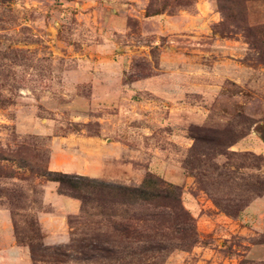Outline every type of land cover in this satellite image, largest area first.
Wrapping results in <instances>:
<instances>
[{
    "label": "rangeland",
    "instance_id": "obj_1",
    "mask_svg": "<svg viewBox=\"0 0 264 264\" xmlns=\"http://www.w3.org/2000/svg\"><path fill=\"white\" fill-rule=\"evenodd\" d=\"M143 4L0 0V264H264V0ZM64 175L125 187L129 231L78 199L46 244Z\"/></svg>",
    "mask_w": 264,
    "mask_h": 264
},
{
    "label": "trees",
    "instance_id": "obj_2",
    "mask_svg": "<svg viewBox=\"0 0 264 264\" xmlns=\"http://www.w3.org/2000/svg\"><path fill=\"white\" fill-rule=\"evenodd\" d=\"M66 175H64V180H62V182L60 180L59 183L62 184V187L60 190V193L62 194H65V195H68V196H72L74 198H77V199H80L81 200V204L82 206H84L85 204H87V202H91V203H104L106 205L109 206V204H112L114 205L115 207L113 208L112 206H110V210L111 212L107 213V214H103V218L108 222V226H110V228L113 230V231H122V232H128L129 230H127L128 228V221L131 219V217H126L124 216V214H122L121 212H116V205H121V201L118 200L119 198H117V195H118V191H115L117 189H121L123 188L122 190L125 189V187H111V186H105L104 184H99L97 181L91 179V181H87V182H80V181H77V180H86V179H83L84 177L86 176H79V177H75L77 179H66L68 177L65 178ZM94 182V183H93ZM82 187H86L88 189H90L89 194H86L84 192H81V188ZM103 188H107V192H106V196H103L102 194L99 195V191L98 189L102 190ZM160 192H163L162 190H160ZM174 194V193H173ZM163 197H166L165 195H160V199L158 200V203H156L154 206L155 208L159 207L160 204H161V199ZM178 197V196H177ZM171 199V198H170ZM168 201H171V200H168ZM131 204V203H130ZM128 204V205H130ZM165 205H167V203H165ZM126 206H127V203H126ZM121 218V220L125 221V225H120V223H117V222H112L114 218ZM153 217L156 218V215H154ZM126 237H128V235L126 234ZM155 239V236L154 235H151L150 234V238L148 239V241L150 242V245L148 248H150V251L152 250V248H154L153 246V242ZM196 233L192 230L191 233L190 231L188 230H184L180 236H179V240L180 241H187L188 240L190 242H196ZM27 246L29 248V251H30V254L31 256L35 257V254H34V247L33 245L29 243H27ZM52 246L51 248H54V245H50ZM35 260V259H34ZM53 263L55 264H61L63 261L62 259L60 260L58 257H54L52 259Z\"/></svg>",
    "mask_w": 264,
    "mask_h": 264
},
{
    "label": "crops",
    "instance_id": "obj_3",
    "mask_svg": "<svg viewBox=\"0 0 264 264\" xmlns=\"http://www.w3.org/2000/svg\"><path fill=\"white\" fill-rule=\"evenodd\" d=\"M142 6L144 5V0H139ZM61 155L59 152H52L50 161L48 163V167L51 170H60L64 172H74L78 174H84V175H91L93 176V173H89L93 166L87 161V159L81 160V159H75L71 160L69 156L66 157V162L58 160V156ZM63 155V154H62ZM66 156V155H64ZM68 158V159H67ZM59 208L58 212H60L58 216V220L60 218V225L62 222V227L60 229H57L54 232V236L51 238H48L46 235L44 236V242L46 244H60V243H66L69 239V233L67 230H65V221L66 217L70 214H77L80 211V202L78 199L66 196V195H59L58 197ZM62 210V211H61ZM62 215V216H61ZM38 218L40 216L38 215ZM40 221V219H39ZM41 222V221H40ZM60 230V234L57 236V232ZM56 233V234H55ZM10 254H12V258L14 260L13 264H29V252L28 248L24 246H18L17 244H13Z\"/></svg>",
    "mask_w": 264,
    "mask_h": 264
}]
</instances>
